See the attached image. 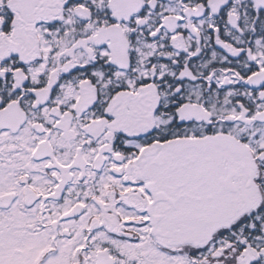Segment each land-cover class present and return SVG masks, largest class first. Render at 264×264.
Returning <instances> with one entry per match:
<instances>
[{"label": "snow or ice", "instance_id": "1", "mask_svg": "<svg viewBox=\"0 0 264 264\" xmlns=\"http://www.w3.org/2000/svg\"><path fill=\"white\" fill-rule=\"evenodd\" d=\"M0 264H264V0H0Z\"/></svg>", "mask_w": 264, "mask_h": 264}]
</instances>
